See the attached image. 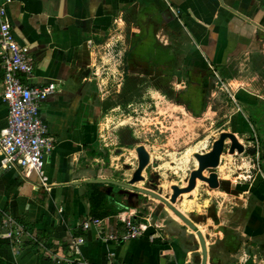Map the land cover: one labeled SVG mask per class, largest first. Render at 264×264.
<instances>
[{
  "label": "crops",
  "instance_id": "crops-1",
  "mask_svg": "<svg viewBox=\"0 0 264 264\" xmlns=\"http://www.w3.org/2000/svg\"><path fill=\"white\" fill-rule=\"evenodd\" d=\"M0 3L14 36L32 49L33 83L57 88L41 109L55 141L46 163L49 188L40 186L36 174L26 177L0 162V264H54L49 252L58 247L80 264H108L113 259L126 264H202L196 232L165 204L122 207L121 190L90 181L113 178L111 170L100 167L105 76L112 79L114 71L124 72L125 66L132 69L138 58L152 71L168 67L162 73L168 79L186 71L188 81L200 80L199 87L191 84L196 90L206 91L203 85L209 78H221L235 99L234 133L257 135L264 129V0ZM2 78L0 65V129L8 115ZM96 184L109 195L114 212L104 220L115 234L124 233L123 219L131 215L145 226L143 217L151 214L156 226L140 237L116 242L98 239L95 228L84 230V221L103 212L91 210L90 192L99 188ZM128 191L129 205L135 203L134 193L142 195ZM256 197L254 202L233 199L221 227L212 230L200 213H187L176 203L204 233L207 264H264V186ZM196 205L201 204L193 202L192 209H198ZM6 215L33 237L16 241L4 235Z\"/></svg>",
  "mask_w": 264,
  "mask_h": 264
},
{
  "label": "rangeland",
  "instance_id": "rangeland-1",
  "mask_svg": "<svg viewBox=\"0 0 264 264\" xmlns=\"http://www.w3.org/2000/svg\"><path fill=\"white\" fill-rule=\"evenodd\" d=\"M133 63L132 69L124 63V72L114 71L112 79L105 76L100 167L111 170L110 177L128 182L138 167L137 148L144 145L150 153V163L143 170L144 180L136 186L169 198L173 185L187 186L191 171L197 167L194 153L211 150L222 132H234V100L217 78L206 81V91L196 90L186 71H176V76L168 79L162 75L168 67L154 72L138 58ZM236 134L245 146L244 152L231 154L228 139L220 166L205 171L206 175L218 172L219 187L210 188L208 183L198 180L196 193L191 197L190 192L184 193L177 199V205L187 213L195 210L202 220L211 223V230L221 227L232 201L254 202L256 190L264 186V129L257 135L243 131ZM110 186L122 191V207L137 204L140 208H154L161 202L134 193L135 203L129 205L130 193L125 192L130 191ZM239 193H243L240 199ZM193 202L201 204L196 205L198 209H192ZM202 227L206 230L208 225Z\"/></svg>",
  "mask_w": 264,
  "mask_h": 264
},
{
  "label": "built area",
  "instance_id": "built-area-1",
  "mask_svg": "<svg viewBox=\"0 0 264 264\" xmlns=\"http://www.w3.org/2000/svg\"><path fill=\"white\" fill-rule=\"evenodd\" d=\"M35 57L28 44L20 42L13 33L12 26L6 16V9L0 3V65L2 71V100L7 105L6 124L0 129V162L3 168H17L28 177L34 173L40 186L49 188L46 163L49 154L55 147V141L49 133L48 125L43 120L41 109L43 102L56 91L53 83L37 85L33 83ZM223 90L227 86L219 78ZM230 95V94H229ZM233 100L234 96L230 95ZM146 225L128 216L123 219L125 231L122 235L114 233L109 221L104 218L91 217L82 223L84 230L95 228L98 239L106 241L128 240L140 237L149 227H155L151 214L143 217ZM4 235L16 241H22L32 234L23 228L9 215L5 216ZM82 241V239H79ZM54 264H80L64 253L60 247L49 252ZM88 264V263H81ZM108 264H126L115 259Z\"/></svg>",
  "mask_w": 264,
  "mask_h": 264
},
{
  "label": "water",
  "instance_id": "water-1",
  "mask_svg": "<svg viewBox=\"0 0 264 264\" xmlns=\"http://www.w3.org/2000/svg\"><path fill=\"white\" fill-rule=\"evenodd\" d=\"M228 139L231 141L229 146V152L231 154H234L236 152H244L245 146L239 141V138L236 133L229 131L222 132L219 138L214 141L211 150L204 153H194V157L198 162V166L191 171L187 186L180 187L178 185H173V192L169 198L163 196L161 193L156 192L155 190L146 187L136 186L137 182L144 180L143 170L150 163V153L144 145H141L137 148L139 158L138 167L135 170L132 178L128 182L105 177L95 178L90 181L98 184L114 185L128 190H133L142 194L149 195L161 201L168 208H170V210H172L190 229L196 232L202 249V264H207L208 247L206 244L204 233L189 216H187L176 206V203L180 195L191 192L197 187L198 180L208 183L210 188L219 187L218 172L212 171L208 175H206L205 171L207 169H216L220 166L221 157L226 148V141Z\"/></svg>",
  "mask_w": 264,
  "mask_h": 264
},
{
  "label": "trees",
  "instance_id": "trees-1",
  "mask_svg": "<svg viewBox=\"0 0 264 264\" xmlns=\"http://www.w3.org/2000/svg\"><path fill=\"white\" fill-rule=\"evenodd\" d=\"M191 83L196 85L197 87L201 85L200 80H194ZM95 186L99 187L100 185L96 184ZM108 197L109 195L104 190L100 189V187L90 192L91 210L94 213H96L99 209H102L103 211L98 214V216L93 217L104 218L111 212H114V209H112V205L108 203Z\"/></svg>",
  "mask_w": 264,
  "mask_h": 264
},
{
  "label": "bare ground",
  "instance_id": "bare-ground-1",
  "mask_svg": "<svg viewBox=\"0 0 264 264\" xmlns=\"http://www.w3.org/2000/svg\"><path fill=\"white\" fill-rule=\"evenodd\" d=\"M172 213H174L172 210H170ZM174 215L178 218V219H180L175 213H174ZM181 220V219H180Z\"/></svg>",
  "mask_w": 264,
  "mask_h": 264
}]
</instances>
